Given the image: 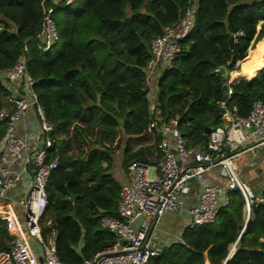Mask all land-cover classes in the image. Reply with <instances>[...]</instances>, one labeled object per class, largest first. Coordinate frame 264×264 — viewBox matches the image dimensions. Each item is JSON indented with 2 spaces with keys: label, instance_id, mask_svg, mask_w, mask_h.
Here are the masks:
<instances>
[{
  "label": "trees",
  "instance_id": "1",
  "mask_svg": "<svg viewBox=\"0 0 264 264\" xmlns=\"http://www.w3.org/2000/svg\"><path fill=\"white\" fill-rule=\"evenodd\" d=\"M51 6L50 0H0V73L25 57L28 73L40 81L36 91L54 124L49 161L59 162L48 185L46 220L53 226L43 228V236L56 235L62 263L82 264L116 243L115 235L101 227L103 217L117 213L122 186L113 175L115 164L126 171L134 162L161 158L155 121L178 118L188 146L203 148L204 129L226 96V82L214 70L232 57L234 72L240 71L235 69L239 61L258 65L232 76L237 84L231 104L247 117L257 100L264 102V39L249 50L264 37V0H74L71 5L63 0L54 15L60 40L43 51L34 39L44 9ZM189 8L194 28L181 42L172 69L155 80L151 101L150 43ZM127 19L134 32L124 24ZM239 32L244 36L232 55L230 40ZM9 93L0 81V111ZM5 132L0 119V145ZM256 194L264 198V190ZM183 240L186 245H173L152 263L205 264L207 258L210 264H264V205L252 207L246 224L245 200L233 191L214 224L187 229ZM237 241V252L228 260ZM12 242L9 223L0 220V252Z\"/></svg>",
  "mask_w": 264,
  "mask_h": 264
},
{
  "label": "built area",
  "instance_id": "2",
  "mask_svg": "<svg viewBox=\"0 0 264 264\" xmlns=\"http://www.w3.org/2000/svg\"><path fill=\"white\" fill-rule=\"evenodd\" d=\"M50 1L52 6L44 9L42 25L34 39L43 51H49L60 40L54 15L63 0ZM73 3L74 0H66L67 5ZM194 22V9L189 8L177 24L164 27L162 35L151 41V59L146 69L151 101L154 100L151 87L159 76L158 69H172L182 50L181 42L190 35ZM243 36V32L236 34L235 42ZM24 50L28 52L27 45ZM240 65V61L237 62L235 69H240ZM220 69H215L214 73L220 74ZM233 73L231 68L230 77ZM0 81L10 91L0 111V119L6 122V132L0 145L1 208L8 193L15 191L24 176L33 172L28 193L17 207L19 211L12 204H7L6 210L0 211V220L9 223L13 236L11 248L0 252V264H64L57 253L56 235L49 239L43 236V228L53 226L52 220H46L48 185L59 162L57 159L49 161L54 124L47 119L45 107L36 91L40 81L28 73L25 57L0 73ZM225 85L226 96L218 103L225 124L212 129L206 147L188 146L178 118L153 123L152 129L161 138L158 145L161 158L155 155L151 162L138 161L129 165V182L119 192V217L111 215L101 220L102 229L114 234L116 243L97 253L94 258L85 259L82 264H153L154 259L162 256L153 246V235L160 229L161 219L168 212L184 208L188 182L199 180L213 170H219L228 184H212L202 189L198 203L189 210L187 229L214 224L221 209L229 205L233 191H239L245 200L246 224L251 219L252 207L264 205V198L241 179L235 162L245 146L254 144L249 149L252 152L255 148L264 147V102L257 100L249 116L243 117L239 108L231 104L234 84L229 79ZM151 111H155L154 104ZM32 112L37 120L35 126L31 132L22 134L19 122ZM17 165L22 167L21 171L12 169ZM31 165L35 168L31 169ZM20 217L24 219V224ZM31 239L36 241L37 250L33 249ZM182 244L186 245L184 241ZM237 244L238 241L229 257Z\"/></svg>",
  "mask_w": 264,
  "mask_h": 264
},
{
  "label": "crops",
  "instance_id": "3",
  "mask_svg": "<svg viewBox=\"0 0 264 264\" xmlns=\"http://www.w3.org/2000/svg\"><path fill=\"white\" fill-rule=\"evenodd\" d=\"M244 62L245 60L240 62L241 68L239 72H241L242 66L245 64ZM162 70H163V67H160L158 69L159 76ZM239 72H234L233 74H237ZM258 74L259 73H257V75ZM230 80L232 81V77H230ZM232 83L237 84L234 82ZM154 85H155V82L152 83V87H154ZM219 120L221 121L219 125H222L224 123V120L221 119V117ZM36 121L37 120L33 112L26 115L19 122L20 132L22 134L25 132L26 133L31 132L35 126L34 124L36 123ZM252 147H254V144H249L245 146L242 149V152H243L242 155L238 158H246L248 160V162L245 161L246 164H243L244 169L246 170V174H245L246 178L244 177L245 181H247L251 185V187H253L254 190H256L258 194H261L262 191L264 190V156H262L261 154V152L264 150V147L255 148L254 152L249 151V149ZM12 169H14L15 171H21L22 167L17 165V166H14ZM113 173L116 174L115 178L121 184L122 187L129 182V174L127 170L126 171L123 170L122 163L115 164ZM32 174L33 172L30 171V174L24 176L23 180L19 184V187L15 191H13L12 197L21 196V195L25 197L27 195L28 189H29V182L31 180L30 178ZM197 182H200V185H201L199 189H196L193 186L192 187L189 186L188 190L186 191L184 195V208L181 211L168 212V214L166 213L165 216L161 219V221H163L162 225L160 226V229L156 231L155 234L153 235V246H154V249H156L159 253L163 254L167 249L171 248L175 244H178V243L182 244V241H184L183 240V234L185 232L184 229H187V225L190 219L189 210L198 203L199 196L201 194L202 189L205 186H209L212 184H221L223 186H227L228 184L227 180L221 176V173L219 170L211 171L210 173L203 176V178L197 180ZM23 197H21V199ZM8 204L14 205L11 202ZM0 211H4V210L0 209ZM17 211H19L18 208H17ZM170 214H171L170 217H172L171 222L169 223L164 222V219L166 218V216ZM236 252H237V246L235 250L233 251L232 255L228 258V260L231 259ZM205 264H210L207 258L205 259Z\"/></svg>",
  "mask_w": 264,
  "mask_h": 264
},
{
  "label": "rangeland",
  "instance_id": "4",
  "mask_svg": "<svg viewBox=\"0 0 264 264\" xmlns=\"http://www.w3.org/2000/svg\"><path fill=\"white\" fill-rule=\"evenodd\" d=\"M262 26V23H260L259 24V26H258V30L260 29V27ZM264 39V37L258 42V43H252L251 44V47L249 48V50L250 49H255L258 45H259V43L262 41ZM249 50H248V52H247V56L249 55ZM206 145H207V143H206ZM206 145H205V147H206ZM261 154H262V156H264V150L261 152ZM245 161L246 162H248V160L246 159V158H238V159H236L235 160V162H236V164L238 165V168H239V172H238V174H239V176L241 177V179L242 180H245V174H246V170L244 169V166H243V164H246L245 163ZM127 172H128V174H130V172L127 170ZM114 174V173H113ZM115 175L116 174H114V177H115ZM245 177V178H244ZM188 186H190V187H195L196 189H199V187L201 186L200 185V182H197V180H193V181H190V182H188ZM253 188V187H252ZM202 189V188H201ZM254 189V188H253ZM255 192H256V190H254ZM12 194H13V191H11V192H9L8 193V195H7V197L5 198V199H3V203H4V206L1 208L0 207V209H2V210H6V208H7V204L8 203H13L14 204V207L15 208H17L18 206H19V202H20V200H21V197H23L22 195L21 196H14V197H12ZM168 214V213H167ZM171 216V214L170 215H168V216H166V218L164 219V222H171V220H172V217H170ZM20 221H21V223L22 224H24V219L22 218V217H20ZM162 222L163 221H161V224H160V226L162 225ZM42 224H43V222H42ZM185 231L187 230V229H184ZM55 235H54V233L51 235V237L53 238ZM35 242L36 241H33V239H31V244H32V246H33V249H35V250H37V246H36V244H35Z\"/></svg>",
  "mask_w": 264,
  "mask_h": 264
},
{
  "label": "water",
  "instance_id": "5",
  "mask_svg": "<svg viewBox=\"0 0 264 264\" xmlns=\"http://www.w3.org/2000/svg\"><path fill=\"white\" fill-rule=\"evenodd\" d=\"M124 24L128 25V26L131 28V30H132L133 32L135 31V30L132 28L131 19H127V20H125V21H124ZM235 44H236L235 39L232 38V39L230 40V49L232 50V55H234ZM206 62H208V63H210L211 65L215 66V64H214L211 60H209V58L206 59ZM233 63H234V57L231 58L230 62H229L227 65H225L223 68L220 69V74L222 75V77H223V81H224V82H227V81L230 79V70H231V68H232V66H233ZM215 67H216V66H215ZM223 90H224V92L227 91V86H226V85H224ZM222 114H223V111H220V110L218 109V110L216 111L215 115H214V118H213V119L207 124V126L205 127V129H204V135H203V141H204L205 143L208 142L209 134L211 133L212 129L215 127L217 120L220 119V117H221ZM1 121H3V120L1 119ZM228 149H229V147L227 146V147H226V150H228ZM31 168L34 169L35 167H34L33 165H31ZM75 199H76L75 196H71V197L69 198V201H71L72 203H74V202H75ZM115 216H116V217H119L118 213H115ZM150 235H151V233H150Z\"/></svg>",
  "mask_w": 264,
  "mask_h": 264
},
{
  "label": "bare ground",
  "instance_id": "6",
  "mask_svg": "<svg viewBox=\"0 0 264 264\" xmlns=\"http://www.w3.org/2000/svg\"><path fill=\"white\" fill-rule=\"evenodd\" d=\"M257 66V62L254 60L252 62H250L248 65L246 66H242V70L241 72L243 73H251L253 68H255ZM235 74H233L232 76H234Z\"/></svg>",
  "mask_w": 264,
  "mask_h": 264
}]
</instances>
